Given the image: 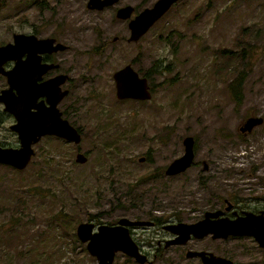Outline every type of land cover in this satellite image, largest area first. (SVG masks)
I'll return each instance as SVG.
<instances>
[{
	"label": "rangeland",
	"instance_id": "374dc122",
	"mask_svg": "<svg viewBox=\"0 0 264 264\" xmlns=\"http://www.w3.org/2000/svg\"><path fill=\"white\" fill-rule=\"evenodd\" d=\"M41 1L58 7L60 15L74 9L81 22H91L92 31L77 34L79 72L83 74L87 63L98 77L90 74L79 81L80 97L94 94L79 99L75 121L84 133L79 143L44 136L33 146L35 153L26 167L0 163V264H97L76 235L77 224L89 220V214L95 223H112L122 215L147 218L145 214L155 208L170 207L183 212L163 218L192 221L209 201L226 194L221 184L228 190L240 181L252 182L254 189L263 186L264 192V167L246 175L249 165L264 164V119L250 132L238 130L249 115L264 118V0H178L136 41L127 40V26L115 22L112 12L84 13L85 0H5L0 7V42L9 39L12 30L23 31V22ZM154 1L118 4L141 10ZM245 26H255L261 38L237 103L228 83L216 74L217 52L220 48L237 52V34ZM114 35L119 36L116 43L102 44ZM101 46L106 47L104 54L85 57L86 50ZM127 62L148 72L153 88L149 100L116 98L112 72ZM187 134L195 138L194 159L212 165L205 183H199L192 169L164 182L145 174L138 178V169L148 165L139 164V155L152 149L153 157L172 159L183 152L182 138ZM16 139L7 121L0 126V142ZM77 148L87 156L84 162L75 161ZM125 168L132 174L127 176ZM159 186L165 187L164 194ZM243 192L247 194V189ZM155 231L150 226L134 231L150 252L149 259ZM225 239L219 242L207 235L162 247L152 264H197L198 258L185 256L187 248L221 250L222 245L234 250L230 255L238 264H264L251 237ZM244 246L251 252L238 254ZM112 264L139 263L118 252Z\"/></svg>",
	"mask_w": 264,
	"mask_h": 264
},
{
	"label": "flooded vegetation",
	"instance_id": "af4514ba",
	"mask_svg": "<svg viewBox=\"0 0 264 264\" xmlns=\"http://www.w3.org/2000/svg\"><path fill=\"white\" fill-rule=\"evenodd\" d=\"M4 1L5 0H2V2ZM119 2L120 0H118L114 5H110L104 7L101 10H97V9L88 8L87 0H85V6L83 7V11L84 13L91 15H99L107 11H110L112 12L113 20L115 22L118 21L124 22V24L127 26L128 20H122L117 18L116 11L120 6L127 5L128 3H123L119 5L118 4ZM111 7H113V9H111ZM133 7L135 9L134 13L140 11L137 10L135 6ZM35 9L37 11H35V13H31L26 19V21L23 22L25 25L23 31L12 30L10 32V38L0 42V45L6 43L13 44L12 47H10L9 54H5V56L7 57H4V59H0V65L2 69L8 70L10 72L9 77H7V74L3 73V71L0 72V99L3 97L4 91L9 90L10 95H8V97H10L12 100L13 96L17 94L18 87L16 86L22 85L24 87L23 99L26 101L25 106L30 111H33L35 109L33 106H31L33 103H40L45 107L55 105V107L60 112V116L62 118L67 119L71 125L75 126L81 132L82 135L84 134L83 128L75 121V117L79 110V99L80 100H82L83 98L90 99L94 96V94L87 93L83 97H80V94L78 92L79 81L87 80L88 75L90 74L94 75L95 77H98V75L95 72L88 70L89 64L87 63L82 68V70L84 71L83 74H80L79 72L80 57L78 51L79 46H78L77 34L78 31L79 32L88 31V30L92 31L91 22L89 20L85 22H81V20H79L77 16V11L74 9L68 11V14L66 16L60 15L58 7H53L48 2L45 1H41L37 3L35 5ZM132 16H134V14H132ZM16 34H24L25 38L19 40L18 42H15L14 35ZM95 35L98 34L95 33ZM118 40H119V36L114 35L109 42H102V44L107 46L108 44L116 43ZM105 50L106 47L103 46L89 48L85 52L86 54L85 57L88 58L90 54H94L98 56L102 55L104 54ZM163 70H167V67L166 66L163 67ZM144 73L148 74V72H144ZM9 79L12 80L13 82L12 85L10 84ZM112 79H113V75H112ZM149 85H150V90L152 92L153 88L151 87L150 83ZM114 88H115V82H114ZM117 99H134V98H117ZM135 100H149V99H135ZM4 106L5 104L3 100L0 101V126L4 125V123L7 121V127L11 129L10 125L15 122V116L12 112L4 109ZM243 121L241 122V124L243 123ZM91 129L94 131L95 126H92ZM11 131L16 135L15 131H13L12 129ZM50 136H55V135H50ZM155 138H157V136H155ZM151 139H154V137H151ZM194 143H195V138H194ZM0 144L8 145V146H18L19 143L17 138L16 141H8V142L1 141ZM35 144L36 143H34L33 146ZM160 144L162 146V143ZM115 146L117 148L119 147L118 145ZM79 149L80 148H77V152L80 151ZM150 151H146L144 154L139 155V158L137 159L139 164H144L146 162L148 163V165L142 166L141 168L138 169L139 171L138 178L142 177L145 174L146 177L152 181L164 182V181H168L174 176L183 174L188 170L192 169L196 171L197 180L199 181V183L202 184L205 183L207 178L211 176L212 165H210L209 161L206 159L200 161L194 159L191 165L188 166L185 170L180 171L179 173L171 174L167 172V169L169 163L174 157L172 159L153 157L154 156L152 152L153 150L151 149ZM262 167H264V164H257V163L251 164L248 166L246 175L251 176L253 173H257V171ZM125 170L127 176L132 174V172L129 169L125 168ZM200 172H202V174H208V175L206 176L200 175ZM258 184L259 182H256L255 185ZM253 185L254 184L252 182L240 181L238 184L235 185L234 188H229L227 190L223 188L221 184L220 190L224 191L226 194L223 196L222 195L217 196L215 202L209 201V203H207L204 206L202 210V214L197 219L192 221H196L202 218L203 214L207 210L209 211L221 210V215H226L231 218L236 217L237 215L244 216L246 215V212H252L254 214L262 213L264 215V192H262L260 189L263 186H258L259 190L257 191V188L254 189ZM245 189H247V194H244L243 192V190ZM158 190L161 194L165 193V187L159 186ZM168 208L169 209L167 211H165L163 208H155L151 210L149 213L145 214L147 218H142V219H149L152 221V224L133 225L129 227L130 233L132 234L135 240L136 238L134 235V231L136 230L137 227L150 226V227H154L156 230L154 236L156 245L154 246L151 259L148 258L150 252L148 250H144V248L136 240V242L138 243L139 250L142 253H144L147 257L146 262H144L146 264L153 263L154 259H156L160 254L162 247H167L171 244H175V245L185 244L191 238H203L207 235H210V237L213 238V240H215V238H220L219 242H222L225 241L226 240L225 238L229 236H239V237L241 236V235H229L227 237H212L211 233H209L202 237L191 236L184 242L166 244L167 240H170L177 235L171 232L170 230L164 228L163 225L169 222L184 221V220L168 221L167 219L163 218L162 216L168 213L176 214L179 213L180 211L183 212V210L180 209H172L170 207ZM91 215L93 214H89L88 216L89 220L92 218ZM132 219H140V218L134 217ZM91 221L94 222V220ZM192 221H185V222H192ZM242 236L251 237V240L256 244L255 247L257 251L264 255V246L259 245L258 241H256V239L253 236L251 235H242ZM222 246L224 247V249L221 250L207 249V248H200V249L187 248L184 254L186 257L198 258L199 263L197 264H200L202 262L200 256L198 255L187 256L186 251L188 249L204 250L207 253L211 252L215 255H220L229 258L232 261V264H238V262L233 258V256L230 255V253L233 252L234 250H229L226 248L227 246L224 245ZM237 252L240 255H245L250 253L251 250L244 246V248L237 250ZM125 255L131 257L134 261L138 262L139 264H143L135 260L134 257H132L131 255L128 254ZM242 264H249V263H242Z\"/></svg>",
	"mask_w": 264,
	"mask_h": 264
},
{
	"label": "water",
	"instance_id": "95a60500",
	"mask_svg": "<svg viewBox=\"0 0 264 264\" xmlns=\"http://www.w3.org/2000/svg\"><path fill=\"white\" fill-rule=\"evenodd\" d=\"M118 0H87V7L101 10L104 7L114 5ZM178 0H155L152 5L144 7L134 13V7L130 4L120 6L116 11V17L128 20V40L136 41L143 36L156 21H158ZM0 0V7H1ZM134 14V16H132ZM15 42L25 38L24 34L14 35ZM12 43L0 45V59L9 54ZM10 72L2 69L0 72ZM115 93L117 98L150 99L152 92L148 78L141 74L131 63H126L113 72ZM10 84L13 82L9 79ZM17 94L12 100L9 90H5L3 100L4 109L12 112L15 122L10 128L16 132L18 146L0 144V163L10 165L16 169H22L28 165L35 153L33 144L38 142L42 134L50 133L62 137L74 143L81 141V132L69 121L60 116L55 105L47 106L33 103L35 109L30 111L23 99L24 87L16 86ZM22 95V96H21ZM22 98V99H21ZM263 121L261 115H250L238 126L240 132H250L252 128ZM183 152L174 157L168 165L167 172L171 174L185 170L194 160V137L187 134L182 138ZM87 156L78 151L75 161L84 162ZM152 224L149 219H132L122 215L115 222L94 223L91 220L80 221L76 226V235L81 242L85 243L88 253L95 257L97 264H112L117 252L131 255L135 260L144 263L146 255L139 250L138 243L130 233V226ZM164 228L175 233L177 236L167 240L166 244L184 242L191 236L202 237L211 233L212 237H227L229 235H251L259 245L264 246V215L246 212V215L229 217L221 215V210L205 211L203 217L192 222L178 221L163 225ZM187 256L198 255L200 264H232L229 258L215 255L204 250L186 251Z\"/></svg>",
	"mask_w": 264,
	"mask_h": 264
},
{
	"label": "trees",
	"instance_id": "16d2710c",
	"mask_svg": "<svg viewBox=\"0 0 264 264\" xmlns=\"http://www.w3.org/2000/svg\"><path fill=\"white\" fill-rule=\"evenodd\" d=\"M260 38L261 34L255 26H245L240 28L237 34L235 42L237 52L228 48H220L217 52L220 65L216 68V74L221 78L222 82L228 83V90L232 93L237 103L241 100L243 82L249 71L250 59L258 50L256 47ZM141 74L149 76V74L144 72Z\"/></svg>",
	"mask_w": 264,
	"mask_h": 264
},
{
	"label": "bare ground",
	"instance_id": "6f19581e",
	"mask_svg": "<svg viewBox=\"0 0 264 264\" xmlns=\"http://www.w3.org/2000/svg\"><path fill=\"white\" fill-rule=\"evenodd\" d=\"M50 135H54V134L46 133V134H42L41 137L42 136H50Z\"/></svg>",
	"mask_w": 264,
	"mask_h": 264
}]
</instances>
